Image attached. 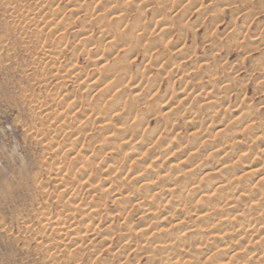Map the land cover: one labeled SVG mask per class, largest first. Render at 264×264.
<instances>
[{
	"label": "rangeland",
	"instance_id": "obj_1",
	"mask_svg": "<svg viewBox=\"0 0 264 264\" xmlns=\"http://www.w3.org/2000/svg\"><path fill=\"white\" fill-rule=\"evenodd\" d=\"M148 261L264 264V0H0V264Z\"/></svg>",
	"mask_w": 264,
	"mask_h": 264
},
{
	"label": "bare ground",
	"instance_id": "obj_2",
	"mask_svg": "<svg viewBox=\"0 0 264 264\" xmlns=\"http://www.w3.org/2000/svg\"><path fill=\"white\" fill-rule=\"evenodd\" d=\"M17 7V6H16ZM128 7V6H127ZM26 8V7H25ZM45 8V7H44ZM46 8H47V6H46ZM44 10V9H43ZM46 10H48V9H46ZM21 11H22V9H21ZM42 11V10H41ZM21 14V13H20ZM105 15V14H104ZM31 16V15H30ZM28 18V17H27ZM98 18H99V16H98ZM19 19H20V17H19ZM100 19V18H99ZM118 19H120V18H118ZM122 19V18H121ZM120 19V20H121ZM32 20H34V19H32ZM36 21V20H35ZM34 21V22H35ZM33 22V21H32ZM38 22V21H37ZM36 22V23H37ZM65 22H66V19H62V20H60L59 21V23L57 24V27L56 28H58V29H61L62 27H64V25H65ZM91 22V21H90ZM116 22H122V20L121 21H116ZM39 23V22H38ZM37 23V24H38ZM42 23V22H41ZM41 23H39V24H41ZM92 23V22H91ZM115 23V22H114ZM42 24H46V23H42ZM119 23H117V25H118ZM66 25H67V22H66ZM65 25V26H66ZM68 25H70L69 23H68ZM93 25V24H92ZM91 25V26H92ZM120 25V24H119ZM162 25V24H161ZM102 26V25H101ZM129 26V25H128ZM131 26V25H130ZM134 26V25H133ZM163 26V25H162ZM86 27V26H85ZM55 28V29H56ZM102 28V27H101ZM128 28V27H127ZM131 28V27H130ZM167 27H163V30L164 29H166ZM169 28V27H168ZM113 29V28H112ZM119 29H120V27H119ZM162 29V28H161ZM129 30H131V29H129ZM128 29H127V31H129ZM113 33H115L113 30H111ZM132 31V30H131ZM166 31V30H165ZM132 32H134V30L132 31ZM126 33V32H125ZM104 34H106V33H104ZM107 34H108V32H107ZM106 34V36H105V38H107V37H110L109 35H107ZM110 34V33H109ZM103 35V34H102ZM126 35V34H125ZM133 35H134V33H133ZM136 35V34H135ZM112 36H114V35H112ZM118 36V35H117ZM124 36V35H123ZM121 37V36H120ZM126 37V36H125ZM119 37H117L116 39H112L111 40V44L113 45V46H117V48H118V45L119 44H121V40L120 39H122V38H119ZM127 38V37H126ZM125 38V39H126ZM124 39V38H123ZM122 39V40H123ZM127 40H129V39H127ZM109 41V40H108ZM136 42V41H135ZM124 42L122 41V44H123ZM126 43V42H125ZM124 45V44H123ZM123 45H122V47H123ZM130 46V45H129ZM112 47V46H111ZM121 46L119 45V48H120ZM149 47V46H148ZM124 48V47H123ZM129 48V47H128ZM149 48H151V47H149ZM130 49V48H129ZM131 49H133V47L131 48ZM131 49H130V51H131ZM147 52H148V50L147 49H145ZM127 51H128V49H127ZM150 51V50H149ZM124 53H126V52H124ZM144 53H145V51H144ZM115 65V64H114ZM112 68V67H111ZM111 73V72H110ZM122 75H123V72H122ZM122 75H120L121 77H122ZM127 75V74H126ZM125 75V76H126ZM128 75H130V73L128 74ZM124 76V77H125ZM130 77V76H129ZM135 88H136V93H138V90H140V87H139V89H138V87H136L135 86ZM135 95V94H134ZM141 96V95H140ZM142 97V96H141ZM136 98H138V96H136ZM133 99V98H132ZM208 100V99H207ZM132 101V104L135 102H133V100H131ZM209 103H213V102H209ZM208 103V104H209ZM117 104V102L116 103H112L111 104V106L110 107H115V106H117L116 105ZM167 104V103H166ZM169 105H171V104H169ZM210 106H212V104H209ZM96 106L98 107V108H100V105L99 104H96ZM136 106V105H135ZM133 107V109H134V106H132ZM169 107V106H168ZM172 107V106H171ZM116 109H120L119 108V106L118 107H115ZM137 108V107H136ZM132 109V110H133ZM175 109V108H174ZM172 111V110H171ZM129 113H130V111H129ZM122 114V113H121ZM150 116V115H149ZM148 116V117H149ZM192 117V116H191ZM138 121V120H137ZM102 122H104V121H102ZM103 125H109V123H103ZM123 130V129H122ZM77 141V139L74 137V138H70L69 140L67 139V141L65 142V144L63 145L64 146V151L62 150V153L64 152H66L68 149H70V148H72L74 145H75V142ZM63 153V154H64ZM229 156V153H225V154H223L221 157H220V159H225V158H227ZM248 155H245V157H247ZM77 159L78 160H80V159H82V157L81 156H77ZM161 161V158H156L155 160H154V162L155 163H158V162H160ZM78 163V161H73V164L74 165H76ZM224 163V162H223ZM222 163V164H223ZM226 167H223V168H221V169H219L218 171H217V173L218 172H222V171H224V170H226L225 169ZM260 169V168H259ZM256 172V171H255ZM142 174V173H141ZM141 174H138V175H141ZM143 175V174H142ZM80 176H81V178H84V179H86V181L85 182H89V180L91 179V177L93 176V173H92V169L90 168V166H86V167H84L82 170H81V172H80ZM136 177H142V176H136ZM166 177H167V179H173L175 176L173 175V174H171L170 172L166 175ZM182 178L187 182L188 181V179L187 178H189V175L188 174H186V175H183L182 176ZM188 183V182H187ZM186 183V184H187ZM228 188V187H227ZM227 188H225L224 186H222V187H220V189H222V191H226V190H228ZM194 190H195V192L197 191V192H200L202 195H203V197H205V198H208V199H210L209 197L210 196H207L206 194H205V192L202 190L203 188H201V186H196V187H194L193 188ZM167 191H168V193H175V192H177V190H175V188H169V189H167ZM203 191V192H202ZM204 198V200H206ZM202 199V198H201ZM202 201V200H201ZM238 206V202H236V201H234V200H230L225 206H223L221 209H228V208H231V207H237ZM156 207H155V205H153V206H146L144 209H143V213L144 214H152L154 211V209H155ZM166 209H164L163 211H160V212H158L157 213V215H158V217H160L161 219H163L164 218V216L166 215ZM215 217H216V213H215V211H206V212H203V213H201L199 216H198V219H199V221H202V222H206V223H208L209 221H211V220H214L215 219ZM52 219L53 218H49V219H47L48 220V222L47 223H51V222H53L52 221ZM240 219H244L243 217H237V218H235L234 220L235 221H238L239 223H241L240 222ZM184 223H186V220L184 221H181V223H179V224H177V225H173V226H171V227H175L176 229L174 230V229H172L171 228V231L169 232V233H177V232H179V231H182L183 229H182V226H183V224ZM229 223H232L231 221H229ZM29 227V226H28ZM191 227V226H190ZM27 228V227H26ZM31 228V227H30ZM183 228H184V226H183ZM206 230H208V229H211V228H208V227H206L205 228ZM170 230V229H169ZM184 230H186V231H188L187 233L186 232H184L185 233V235L183 236V237H179L178 236V234H176L177 236L176 237H174L175 239H177L178 241H183L185 238H186V236H189V235H191V234H193V233H196V232H198L199 231V228H198V226H193V228H189V227H187V229H184ZM153 231V230H152ZM209 231V230H208ZM144 232L145 233H150L151 232V230H147V228H145V230H144ZM154 233L156 234V235H159L158 234V232L157 231H154ZM168 233V234H169ZM128 234L126 233V235L125 236H127ZM221 238H225V237H229V234H224L223 236H220ZM173 237H170L169 238V240L170 239H172ZM221 240V239H220ZM168 245H170V244H168ZM167 245V246H168ZM58 260V257H56V256H54V255H51L50 256V262H56ZM216 263V262H215ZM147 264H155V262H153V261H148L147 262ZM170 264H175V263H170Z\"/></svg>",
	"mask_w": 264,
	"mask_h": 264
}]
</instances>
